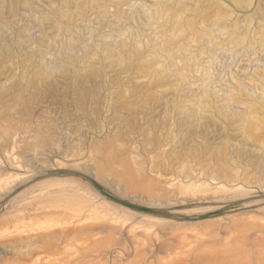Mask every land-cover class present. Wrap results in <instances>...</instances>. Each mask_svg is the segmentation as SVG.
Instances as JSON below:
<instances>
[{"label": "rangeland", "instance_id": "obj_1", "mask_svg": "<svg viewBox=\"0 0 264 264\" xmlns=\"http://www.w3.org/2000/svg\"><path fill=\"white\" fill-rule=\"evenodd\" d=\"M0 264H264V0H0Z\"/></svg>", "mask_w": 264, "mask_h": 264}]
</instances>
